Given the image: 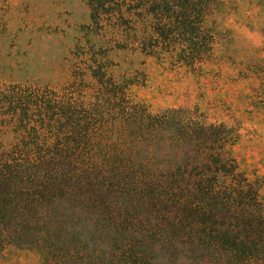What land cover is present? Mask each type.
Instances as JSON below:
<instances>
[{"label":"rangeland","instance_id":"rangeland-1","mask_svg":"<svg viewBox=\"0 0 264 264\" xmlns=\"http://www.w3.org/2000/svg\"><path fill=\"white\" fill-rule=\"evenodd\" d=\"M223 1L206 24L214 33L216 27V45L187 66L171 57L180 51L140 44L148 25L143 11L134 10L137 2L113 0L105 8L119 12L99 15L92 0H0V152L24 146L35 134L43 148L98 147L96 142L68 144L73 134L33 122L25 126L17 114H9L16 104L5 98L11 91L98 94L102 90L90 69L104 65L117 81H134L126 89L129 107L152 115L183 109L192 120L215 124V153L234 158L264 200V0ZM116 119L90 138L112 148L136 145L140 138L135 134L121 140L128 130ZM133 194L128 187L114 194L122 213L119 221L129 222L117 224L107 215L98 221L94 213L100 210L94 209L70 213L62 216L63 226L56 231L58 246L49 251L7 246L0 252V264H131L129 246L138 253L137 264H215V252L206 250L215 245V232L212 238L207 235L215 229L210 199L190 200L202 202L206 215L194 221L187 214L182 233L151 216L147 202ZM123 228L131 233L123 234ZM200 230L205 232L200 235Z\"/></svg>","mask_w":264,"mask_h":264},{"label":"trees","instance_id":"trees-1","mask_svg":"<svg viewBox=\"0 0 264 264\" xmlns=\"http://www.w3.org/2000/svg\"><path fill=\"white\" fill-rule=\"evenodd\" d=\"M92 1L99 15L119 12L105 8L113 0ZM131 1L137 2L134 10L143 11L148 25L138 38L146 48L180 51L171 56L173 60L192 66L202 58L201 51H212L216 45V27L214 33L206 24L223 0ZM132 31L131 36H136V29ZM103 66L90 69L102 90L98 94L11 91L5 98L16 104L9 114H17L25 126L33 122L56 133L73 134L68 144L96 142L98 147L43 148L35 134L24 146L0 152V252L7 246L43 251L58 246L61 239L56 231L63 226L62 216L70 213L94 209L100 210L94 213L98 221L107 215L117 224L129 222L119 221L122 213L114 196L128 187L147 202L151 216L156 214L172 231L182 233L187 214L194 221L205 214L202 202L190 200L210 199V206L215 204V229L207 235L212 238L215 232V245L206 250L215 252V264H264V200L234 158L215 153V124L192 120L183 109L152 115L141 107H129L126 89L134 81L125 77L119 82ZM113 118L128 130L120 139L135 134L140 138L136 145L112 148L103 144L106 141L100 144L96 137L90 138L111 128ZM33 131L34 127L28 130L30 135ZM130 230L123 228V234ZM201 231L197 232L201 235ZM126 250L130 263L137 264L134 247Z\"/></svg>","mask_w":264,"mask_h":264}]
</instances>
